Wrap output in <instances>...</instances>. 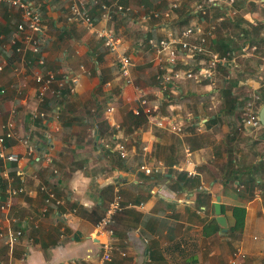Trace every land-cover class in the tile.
I'll return each mask as SVG.
<instances>
[{
    "label": "crops",
    "instance_id": "0c3cea01",
    "mask_svg": "<svg viewBox=\"0 0 264 264\" xmlns=\"http://www.w3.org/2000/svg\"><path fill=\"white\" fill-rule=\"evenodd\" d=\"M170 1L120 0L130 13H114L108 24L123 37L134 64L129 84L103 40L67 20V0H33L43 18L44 39L40 55L27 53L21 60L8 44L20 14L0 1V65L5 62L0 70V89L5 90L0 93V135L12 120L27 138L7 140V151L16 153L17 161L0 159V205L8 197L11 201L7 212L0 207V225L22 230L12 247L0 236V264L96 262L100 238L94 225L116 193L123 208L113 228L124 255L115 254L108 264H227L237 248L245 254L239 264H264V125L253 129L241 123L251 92L260 95L258 111L264 103V73L258 72L264 63V4L259 8L250 2V8H243L248 4L244 2L239 8L237 28L244 33L235 37L230 55L234 67L227 82L233 98L229 109L230 98L222 95L224 82L218 75L217 87H210L181 73L171 100L159 90L147 39L177 34L191 21L187 12L198 1L175 0L179 10L169 19H138L143 8L164 9ZM91 16L95 27L105 24L95 6ZM180 20L184 24L177 29ZM219 28L216 36L234 34ZM37 57L42 65L36 64ZM36 69L55 76L42 102L33 81ZM137 87L157 103L160 115L182 120V131L158 127L147 117L134 126L129 115L137 104ZM209 94L212 107L207 108L201 100ZM185 97L195 106L183 103ZM33 111H44L47 117L33 120ZM214 117L215 122L205 124ZM119 143L126 148L125 157L119 155ZM186 159L192 161L189 168L194 166L195 176L174 168L185 165ZM142 164L158 166L159 171L145 174ZM230 169L240 170L242 181L255 170L251 185L244 188L236 179H226ZM42 185L55 198L47 199ZM18 187L25 192L8 195L10 188ZM217 200L227 220L225 232L215 218Z\"/></svg>",
    "mask_w": 264,
    "mask_h": 264
},
{
    "label": "built area",
    "instance_id": "2783aa9c",
    "mask_svg": "<svg viewBox=\"0 0 264 264\" xmlns=\"http://www.w3.org/2000/svg\"><path fill=\"white\" fill-rule=\"evenodd\" d=\"M8 3L11 7L18 10L21 20L16 25L15 32L12 34L8 44L13 51L19 55L22 60L27 53L38 56L41 53V47L44 39V24L41 14L35 7L33 0H0ZM159 2L160 0H154ZM239 0H200L194 4L189 10L191 21L177 34L170 32L166 37L155 41L148 38L147 42L151 45L153 50V61L157 70V77L159 79V90L164 94L165 99L171 100L174 93L173 83L181 73L185 78L193 79L201 82L207 81L210 87H214L216 79L221 76L222 81L227 83L231 80L233 75L232 59L230 53L221 55L214 49L215 37L218 26L225 20H233L240 10L237 6ZM245 3H254L260 8L264 4V0H244ZM68 14L67 20L73 23H80L87 29L93 31L97 38L103 40L106 50L114 55L115 63L119 66L120 74L124 83H131L130 67L134 65L129 55L126 54L124 48V40L121 35L115 32L114 28L108 24L113 20V14L129 15L130 7L123 5L120 0H67ZM98 9L99 20L105 24L101 27H95L91 16V8ZM178 4L175 0L170 1L169 5L164 9H142L139 14L138 21L154 19H169L173 16ZM264 35V29H262ZM248 48V47H246ZM252 49L255 48L253 45ZM5 62L1 63L0 70L3 68ZM37 65H42L41 57L36 59ZM224 68L225 73H220V69ZM14 71L18 72L19 68L14 67ZM183 71V72H181ZM258 72L264 73V63L258 66ZM218 75V76H217ZM33 81L37 85V99L42 102L46 93L50 91L55 76L52 71L41 72L36 69L33 73ZM71 80L72 84L77 83L75 77ZM72 90V89H71ZM137 90V104L131 108L134 115L143 113L147 119L153 122L156 126L167 128L173 132L182 131V120H177L172 117L162 116L158 112L157 103H152L148 95L142 88ZM4 89H0L3 94ZM260 95L257 92H251L245 99L243 106L242 124L245 128H257L260 125L258 117V101ZM111 110V109H110ZM47 117L44 111H33L30 118L45 119ZM187 122L191 119L186 118ZM5 132L0 135V159L4 161H17L18 156L12 151H7V140L12 138L25 142L26 136H22L17 129H15L12 120L6 122ZM117 150L121 157L127 155L126 148L123 143H119ZM190 159H186L185 165H174L177 171H186L188 176H195L194 166ZM140 170L145 174L158 173V166L140 165ZM41 190L47 195V199L55 198L53 191L49 190L45 185H42ZM199 189H206L205 186L200 185ZM25 192L24 187L10 188L8 195L13 196ZM154 192V191H153ZM4 212H7L11 207V201L8 197L0 205ZM123 208L121 195L116 193L113 199L106 206L103 215L95 223L94 227L98 238H100L98 248L95 252L96 262H77L71 261L68 264H108L112 261L115 254L124 255L118 248L113 222L115 215ZM64 216V215H62ZM21 229L3 228L0 225V236L5 239V243L12 247L21 236ZM96 236V237H97ZM245 254L241 249L237 248L227 264H239L244 260Z\"/></svg>",
    "mask_w": 264,
    "mask_h": 264
},
{
    "label": "trees",
    "instance_id": "16d2710c",
    "mask_svg": "<svg viewBox=\"0 0 264 264\" xmlns=\"http://www.w3.org/2000/svg\"><path fill=\"white\" fill-rule=\"evenodd\" d=\"M196 1L200 2V0H196ZM187 13L189 14V12H187ZM239 22H240V18L238 15L233 20L223 21L219 25V27L221 26V28H219V29L223 30L228 25L236 26V28H237L239 26ZM259 27H261V25ZM237 29H238V31L235 32L234 34H231V35L228 33L223 35L221 32H218V36H216V40H215L214 49L216 51H218L221 55H225L226 53L231 54V53H233V51H235V47L237 45V43L235 42V37H239L240 33L241 34L244 33V29H241V28H237ZM223 85L224 86L221 89V93L224 97L230 98L229 100H226V107L231 109L233 107V98H232V91H231L230 83H227V84L223 83ZM129 118H132V122L134 123V126L141 124L146 120V116L143 113H140L138 115H134L132 112H130ZM210 122H215V117L212 119H209L205 124L210 123ZM259 126H261V123ZM261 164H264V162L260 163V165ZM241 173L242 172L240 170L230 169V173L228 174V176H226L227 177L226 179H228V180H235L236 179L239 183H241L243 185L244 188H248L249 184L251 185L252 178L255 175V170H251V172L247 174V178L245 181L241 180ZM240 228H241L240 223H238L234 230L237 231Z\"/></svg>",
    "mask_w": 264,
    "mask_h": 264
},
{
    "label": "rangeland",
    "instance_id": "374dc122",
    "mask_svg": "<svg viewBox=\"0 0 264 264\" xmlns=\"http://www.w3.org/2000/svg\"><path fill=\"white\" fill-rule=\"evenodd\" d=\"M181 2L183 3V0H181ZM243 4H244V1H243V3L240 1V2H238L237 3V6H238V8H240V7H242L243 6ZM250 5H252V4H247V5H245L244 4V6H243V8H250L251 6ZM181 6H182V4H181ZM176 10H178V9H176ZM183 24H184V21L183 20H180V22H179V24H176L175 25V27L178 29L179 27H182L183 26ZM236 26H232V25H228V26H226V28H224V29H226V31L228 32V31H230V32H236ZM221 81V80H220ZM225 84H227V83H225ZM214 86H216L217 87V81L215 82V85ZM220 85H218V87H219ZM190 97L188 96V101H190ZM203 100H201L202 101V104H204V106L205 107H209V106H211L212 105V103H211V101L212 100H210V94L209 95H205V96H203V98H202ZM181 101H183V103H185V102H187L186 101V97H185V99H182ZM187 104H188V102H187ZM189 104H190V102H189ZM189 104H188V106H189ZM190 106H195V103L194 104H190ZM212 107V106H211ZM190 108V107H189ZM214 109H216V108H214ZM213 109V110H214Z\"/></svg>",
    "mask_w": 264,
    "mask_h": 264
},
{
    "label": "water",
    "instance_id": "95a60500",
    "mask_svg": "<svg viewBox=\"0 0 264 264\" xmlns=\"http://www.w3.org/2000/svg\"><path fill=\"white\" fill-rule=\"evenodd\" d=\"M258 117H259V122L264 125V103L261 105L258 111ZM214 211H215V218L218 223V225L221 227L222 231L225 232L227 230V220L226 217H223L221 215V207L219 200H217L214 203Z\"/></svg>",
    "mask_w": 264,
    "mask_h": 264
}]
</instances>
